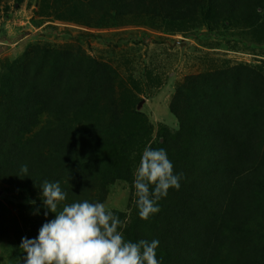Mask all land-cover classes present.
<instances>
[{
    "label": "rangeland",
    "instance_id": "374dc122",
    "mask_svg": "<svg viewBox=\"0 0 264 264\" xmlns=\"http://www.w3.org/2000/svg\"><path fill=\"white\" fill-rule=\"evenodd\" d=\"M98 1L0 0V124L14 120L8 111L30 90L47 98L43 87L49 96L55 89L61 98L31 132L45 137L43 159L54 158L52 143L65 138L59 119L78 129L74 117L85 122L94 135L75 145L77 167L60 164L65 202L104 203L125 238L138 213L134 172L160 133L172 164H188V142L212 101H252L264 152V0H149L151 14L98 10ZM257 190L264 187L251 194ZM40 196L0 175V264H23L22 238L32 239L39 216L55 218L45 216ZM261 242L264 236L227 232L211 244L222 243L218 255L240 263Z\"/></svg>",
    "mask_w": 264,
    "mask_h": 264
},
{
    "label": "trees",
    "instance_id": "16d2710c",
    "mask_svg": "<svg viewBox=\"0 0 264 264\" xmlns=\"http://www.w3.org/2000/svg\"><path fill=\"white\" fill-rule=\"evenodd\" d=\"M150 4L149 0H99L95 6L98 10L106 7L115 13H131V8L135 7V10L151 14L145 11L150 10ZM190 9L188 3L184 15ZM200 9L204 15L203 5ZM210 11L208 9L207 14ZM162 15L172 20L175 17L174 14ZM204 20L210 28L207 17ZM88 78L92 80L93 76ZM43 89L51 102L30 90L24 100H19L8 111L14 120L0 124V175H4L9 184L33 192L41 191L44 180L59 182L65 192L60 164L64 162L75 167L74 159L78 158L75 145L79 141L90 142L94 132L76 117L79 129L59 119L60 132L65 138L52 143L51 149L58 153L45 162L41 153L45 137L40 130L35 134L31 132L39 128L42 112L49 109V104H56L61 96L55 89L52 96L48 95L46 87ZM235 94L234 89L232 95L235 97ZM83 103L84 100L77 110L84 106ZM252 106V101L237 100L230 105H219L216 101L208 105L206 115L198 123L200 133L188 142L189 163L173 164L174 174H182L180 188H170L167 196L157 202L160 211L147 220L137 213L125 229V240L138 242L139 237L149 242L158 240L156 258L163 264H264L262 242L254 248L252 260L240 263L218 255L222 243L211 244L227 232H243L257 238L264 236V191L251 194L252 189L264 187V152H259L262 134L251 113L255 108ZM166 140L165 134L160 133L151 147L163 148L169 154ZM23 165H27V174L21 172ZM252 198L256 199L255 205H252ZM248 207L255 209L249 211ZM51 219L54 218L39 216L31 226V238H36L42 225Z\"/></svg>",
    "mask_w": 264,
    "mask_h": 264
},
{
    "label": "clouds",
    "instance_id": "9594fccd",
    "mask_svg": "<svg viewBox=\"0 0 264 264\" xmlns=\"http://www.w3.org/2000/svg\"><path fill=\"white\" fill-rule=\"evenodd\" d=\"M173 168L165 149L145 147L133 179L141 219L160 211L157 202L170 188H180L182 174H174ZM21 172L27 174V165ZM40 190L45 216L51 212L55 218L42 225L36 238H22L23 264H159V241L125 240L118 230L120 219L104 203H66L67 193L59 182L44 180Z\"/></svg>",
    "mask_w": 264,
    "mask_h": 264
}]
</instances>
